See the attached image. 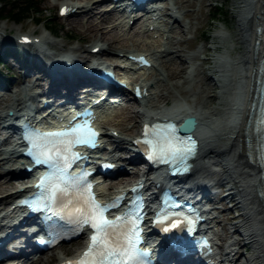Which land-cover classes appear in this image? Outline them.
I'll return each mask as SVG.
<instances>
[{"label":"rangeland","instance_id":"374dc122","mask_svg":"<svg viewBox=\"0 0 264 264\" xmlns=\"http://www.w3.org/2000/svg\"><path fill=\"white\" fill-rule=\"evenodd\" d=\"M33 1L35 2V8H37V10L33 9V11L30 12L31 18L20 23H15L9 18L0 19V26L5 28L4 31H1L2 37L0 38V50L2 47L9 45L4 38L12 37V39H15L17 33L34 34L37 36L44 34L48 37L51 43H43L41 45L43 51L52 53L53 55L69 52V54L77 58V61L83 62L85 66L88 65V52L85 51V48L94 45L95 42L89 40L84 41L79 37V34L83 33L87 27L86 24L89 17L88 10L78 9L76 10L74 16L61 18L58 15V6L61 2H68L73 5L86 4L90 7L93 0ZM14 2L25 6L28 0H2L6 14L12 9V4ZM170 3L172 7L174 6V10L176 12L175 15L177 16L174 23L172 22V17H168L167 15L168 13H172V11L169 10L171 9L169 6ZM158 4L163 6V9L160 11L162 14V21L159 22L160 30L146 31L139 28V26L128 29V26L123 27L124 20L123 18H119L120 16L117 13L111 12L106 13L105 15L109 19V23L106 24V30H112L111 34L113 33L118 36L122 35L125 39L123 46L118 45L115 47L116 50H123L124 54H128L129 51L149 54L153 51L159 50L163 45H165L166 35H168L174 42H179V46H172L173 50H178L177 53H173L162 59L152 58V66L149 69H140L135 73L129 74L132 79L136 81L145 80L152 83L156 81V78H160V80L150 86L154 96L152 97L153 99H149L148 101H145L143 98H139L134 101L132 95L128 92V101L124 102L122 106L114 110V113H118L120 115L118 117H113L105 130L110 133L112 132L113 135H116L117 131H121L125 134L126 138L134 136L139 126L136 127L137 129H132L134 121L133 116H135V114H140L136 111L140 108L153 111L154 106L170 107L172 104L179 103L183 107L194 110L200 115L206 114L210 108H216L214 113L215 115L211 118H215L214 120L220 119L224 113L225 107L227 106L229 92L226 87H219L222 82H226L222 76V70L226 68V73L230 74L234 79L239 75V71L236 68H230L228 65H225L226 67L224 68L218 65L215 66L213 63V59L222 54H225L226 57H230L232 59L238 57L243 48V46L237 42V30L235 26L236 13L232 0H160ZM215 4L219 6V9L215 8ZM106 7V4H103L102 1V3L97 5L96 10H93L94 14L103 12L104 9H107ZM214 11L218 14L216 15ZM36 17L49 20L37 25L34 21ZM98 21L99 17L95 18V22ZM166 21H169V23H166ZM71 23L75 24L74 29H71ZM47 26H54L55 31L47 28ZM115 26H117V28L113 30ZM163 30L165 32H163ZM49 31L55 35L51 36ZM107 44V41L100 42V45L103 46ZM17 48L19 49V47ZM7 49L11 50V48ZM18 49H15L16 54H21ZM21 49L24 51L27 50L26 48ZM28 49L30 50V48ZM112 54L113 53L105 56L102 55V57H115V55ZM12 59V64H18L14 58ZM6 60L10 61V59ZM181 60L183 61V73L177 77L168 76V69L178 70L179 65H174V62L177 63ZM12 64L7 63L5 67L0 66V78L6 77L7 75L14 77V80L8 79V85L5 87L6 89L0 90V112L3 114L11 111L6 107V105L11 102L10 100L12 97H22L23 92L21 94L20 92L23 87H26L25 91L32 95L34 92L40 91L41 84H44L47 80L42 73L36 70L35 65H31L29 67L30 71L28 73L22 74V69H20L18 65L12 66ZM21 64H25V62H21ZM224 64L222 66H224ZM213 69L215 71H213ZM27 98L28 103L33 106H37L40 104L39 99L42 98V96H38L36 99H29V96H27ZM125 107H130V109H132L135 113L129 109L125 110ZM122 118H128L130 120H128L125 125L121 126L119 124L120 119ZM3 139L4 134H2L0 130V149L6 147V144L2 143ZM112 140L114 141L109 146L111 152L113 151V146L115 144L124 149L128 146L127 143L119 142V140L113 138ZM113 153L116 157H119L122 154L120 150L116 152L113 151ZM124 155L128 156V154ZM217 158L221 159L219 157ZM118 163H122L127 167L126 171L123 172L122 175H131V172L135 169L134 165L132 163H127V159L125 158L120 159ZM10 164L11 163L9 161L6 165H1L0 180H10L12 178H14L13 180H18V178H21L20 176L1 177V172L4 169L3 167H9ZM219 169V165L210 166L207 170L208 174L206 176L209 183H214L212 189L216 191L219 189L216 183L221 180ZM128 180L130 181L132 179L129 178ZM214 181H216V183ZM107 183L108 180L104 183V186ZM18 187L19 185H14L7 188L2 194H0V197L1 195H6L16 191ZM221 195L222 194H220V192L214 194L210 193L207 195L213 199V204L216 206L218 211L216 214V221H218V223L216 224L215 229L218 233L223 234L221 237L222 242L226 243L228 238H232L241 243L243 242L242 235H237L236 232H231L234 230V226L231 224L223 225L225 217L228 215L238 214V209L229 210L228 208L231 203L226 200L221 201ZM238 225L240 228L242 222L239 221ZM69 244L70 243H67L56 247L51 251L42 253L40 256L44 259H50V264H54L56 262L54 259L56 256H70L75 254L82 246V243L76 245ZM238 250L241 254L240 259L242 261L249 259V257L254 253L253 249L250 248V245L248 244L240 246ZM35 264L40 263L35 262Z\"/></svg>","mask_w":264,"mask_h":264},{"label":"bare ground","instance_id":"6f19581e","mask_svg":"<svg viewBox=\"0 0 264 264\" xmlns=\"http://www.w3.org/2000/svg\"><path fill=\"white\" fill-rule=\"evenodd\" d=\"M104 4V0H93L90 4V7L86 4L84 5H70L74 11H71L69 16H74L76 10L78 9H86L88 10V21H87V27L85 28V31L83 33L79 34L80 39L82 40H89L92 42H95L94 45L85 48V51L88 52L87 57L89 58V62L91 58L95 57H102V55H109L113 53L112 55H115V57H103L108 60H117L121 58H127V54H124V51L121 49H117L118 45H124L125 39L122 37V35L118 36L115 34H111V31L106 30V24L109 23V19L105 16L106 13H111L113 11H106L104 9L103 12H100L98 14H94V9L96 10L97 5L100 3ZM263 0H232L234 6H235V13H236V30H237V42L240 43L243 48L239 54L238 57L230 58L226 57V55L222 54L219 57H215L213 59V63L215 66H221L226 67L225 65H228L230 68H236L239 71V75L234 79L230 74L226 73V68L222 70V76L226 82H222L219 87H226L228 92V101L227 106L225 107L224 113L220 117V119H212L211 117L215 115L216 108H210L206 114L200 115L196 113L194 110L187 109L183 107L179 103L172 104L170 107H159L154 106V110H149L148 113H140L139 115L133 116V125L132 129L138 127L139 122L143 120V118L148 116H155L158 114H165L175 116L176 113H180L182 115H193L196 119V125H195V133L198 137V149L195 153V158L191 161V167L189 170V175L187 176L188 184L192 187H195L196 189L200 188L198 191H206V189H210V184L208 180L206 179V176L208 174V168L210 166L219 165V175L221 177V180L216 183L219 184L220 187H224L227 185H230L229 187H226L225 192L222 195L221 201H229L230 207L229 210H237L241 208V213H238L236 215H228L224 219V224H231L234 226V230L231 232H239L240 235H242V239L246 241V243L252 244L253 247V254L249 257V259H246L245 261H242L240 259L241 254L239 252L240 246L247 245L244 242H239L236 239L228 238L226 241V244L224 246L225 254L228 256V263L231 264H264V205L259 199V197L254 193L255 187L259 183L258 180V171L256 167L247 159V157L243 154V148L241 147L240 142V133L243 132L242 124L239 125L240 119L238 120V116L235 113H230L231 111L228 110V108H231V106L235 105H242V103L245 105L246 102V96L247 91L250 83V75L252 73L253 63H252V49L254 45V41L256 39L255 37V18L256 14L259 10L260 2ZM89 7V8H88ZM174 8V6H173ZM74 13V14H73ZM99 17V21L95 22V18ZM175 16L172 17V20ZM128 19L124 20L123 27L129 26L128 29H132V27H138L140 23V18L135 19L132 23L127 22ZM176 19H174L172 22L174 23ZM71 29L75 28V24H70ZM117 26L113 28L116 29ZM46 29V25H45ZM5 28L0 26V38L2 37L1 31H4ZM163 32H165L163 30ZM19 35V34H18ZM17 35V37H19ZM26 35V34H24ZM33 34H27L26 36H30ZM217 36V35H216ZM16 37V38H17ZM5 41L11 42L16 41V39L4 38ZM40 41H42L44 44H50L48 37L44 34L40 35ZM165 45H163L159 50L153 51L149 54H143L144 56L148 58H154V59H162L164 57H168L169 55L173 53H177L178 50H173L172 46L177 45L179 46V42H174L168 35L165 37ZM107 41L108 44L103 46L100 45V42ZM98 42V43H96ZM42 43V44H43ZM181 44V43H180ZM22 46L29 47L32 52L35 54L36 57H32V59H35L38 61L39 65L44 66L45 68V78L47 80L45 81V85L50 84L49 81L52 78L54 84H51L52 86H57L56 93L60 92L64 97H70L72 95L73 89L77 86L81 85L82 83H89L90 77L87 78L89 75L86 74L84 70L83 62L77 61L76 57H65V60H68L69 64L64 63L62 60V57H44L47 56V53L41 54L40 48L37 45L31 44V43H21ZM96 48L97 53H92V49ZM215 48V47H214ZM84 51V52H85ZM129 54H133V51H129ZM40 55H43V57H39ZM74 62V63H73ZM225 62V64H224ZM174 65H179L178 70L168 69V76L170 77H177L181 73H183V61L174 62ZM224 64V66H222ZM33 65V63L30 64V66ZM138 66L136 63H133L132 66ZM89 66H93V64H90ZM182 66V67H181ZM214 66V67H215ZM29 67V66H26ZM81 67V68H80ZM88 67V66H86ZM138 69H145L142 67H137ZM118 71H121L122 69L117 68ZM65 70L68 74L65 73ZM213 71H215L213 69ZM87 75V77H86ZM131 80V79H130ZM129 80V81H130ZM160 78H156L155 82H147L145 80H140L139 83L136 82V80H132V82L136 85H138L139 91L141 90L143 93L141 96L145 101H148L149 99H153L154 93L151 91V85L155 84L157 81H159ZM219 80V79H218ZM227 83V84H225ZM75 84V87L72 86ZM91 84V83H90ZM93 84V82H92ZM59 86V87H58ZM48 87V86H47ZM26 88H22V97H12L11 102H9L6 107L13 111V113H17L19 111L18 107L20 108L23 103L25 102V97L30 96L29 93L25 91ZM50 91L55 92L54 89H51ZM31 98V96H30ZM122 99V97L120 98ZM23 107V106H22ZM125 110L129 109L130 111L134 112L130 107H125ZM153 109V108H152ZM135 113V112H134ZM8 114H3L0 112V124L2 122V119L7 117ZM238 121L234 124L228 123L229 121L236 118ZM130 119L122 118L120 119L121 126L125 125V123ZM137 129V128H136ZM107 138L109 140L116 139L119 140V142L130 144L131 139L128 137L126 138L125 134L121 131H117L116 135H113L111 133H107ZM111 137V138H110ZM3 144H6L3 142ZM113 151H119L122 153L119 157H115L114 153H109L110 161L116 162L120 159L126 157L124 154H129V150L127 148H121L120 146H117L116 144L113 146ZM131 152V151H130ZM15 153L14 150L11 149L8 153L3 152L0 150V168L1 165H6L7 162H9V159L13 157V154ZM217 157L221 158L218 159ZM131 159L127 160V163H131ZM6 162V163H5ZM135 171L131 172V175H120L115 177L114 179L108 180V183L104 188H99L100 193L102 195L106 194V191L112 192L113 188L117 185L124 187L126 184H128L130 181L128 180L131 178L134 179L135 175H137V165H134ZM4 168V167H3ZM4 170V169H3ZM18 170H21V167H15V163L11 164L6 169V175H10ZM126 170V169H125ZM124 171V170H123ZM2 173V172H1ZM143 173V176H146L148 174ZM20 175L14 176L19 177ZM142 176V177H143ZM160 176V175H159ZM2 177V175H1ZM14 178L10 180H0V194L4 192L9 187H12L14 185H18L22 181H16L13 180ZM128 180V181H125ZM145 180V179H144ZM159 180V179H158ZM125 181V182H124ZM147 183L149 185H152V181H149ZM155 183V182H154ZM212 185L214 183H211ZM211 185V186H212ZM177 187H179V184H177ZM21 189H17L14 192L8 193L6 195H1L0 197V214L3 212V207L9 203L11 199H13ZM227 190V191H226ZM198 191H195L199 193ZM205 194H208L206 193ZM212 192V191H211ZM196 193V194H197ZM214 194V193H213ZM238 199V201L236 200ZM215 222L216 221V216ZM240 218V220L238 219ZM238 219V220H236ZM49 220V219H48ZM236 220V221H235ZM6 219H0V239H3V237L7 231H11L12 233L17 234L18 229L17 227H13L12 224L5 223ZM242 222V225H240V228L238 226V222ZM233 222V223H232ZM220 223V222H219ZM29 224V223H27ZM222 227V226H221ZM239 228V229H238ZM219 236H223V234L218 233ZM15 238V237H14ZM17 239H21L23 237L17 236ZM83 238L80 237L74 241H71L70 244H80L82 243ZM14 241V240H13ZM69 244V245H70ZM7 244H4L3 247L0 248V256L5 253ZM56 262L63 260V257L56 256L54 258ZM172 260L173 257L171 255L166 254L164 251H162L158 255V261L159 263H166L165 260ZM35 262H38L40 264H50L51 260L43 257H38L37 261H33L29 264H35ZM186 264H193L192 261L186 260ZM223 263H227L226 261H223Z\"/></svg>","mask_w":264,"mask_h":264},{"label":"snow or ice","instance_id":"6c2138e0","mask_svg":"<svg viewBox=\"0 0 264 264\" xmlns=\"http://www.w3.org/2000/svg\"><path fill=\"white\" fill-rule=\"evenodd\" d=\"M64 11L68 9L65 7ZM135 59L143 64L149 63L142 56ZM23 135L35 163L47 166V171L37 183L38 192L23 203L31 204L33 210L56 216L65 217L67 214L70 231L80 233L87 228L90 233L82 255L65 264H149V250L140 247L141 218L138 209H126L110 219L107 213L115 202H99L92 191L88 172L81 169L76 175L70 173L74 162L81 159L76 147L93 146L98 139L92 112L78 113V118L73 117L69 126L47 132L26 126ZM141 142L146 145L144 151L149 160H163L181 168L186 167L184 162L197 150L195 138L180 135L176 126L167 121L163 124L146 123L143 135L136 141ZM261 160L264 161V156ZM169 223L175 227L180 221L173 219ZM173 243L180 246L183 240L177 238Z\"/></svg>","mask_w":264,"mask_h":264},{"label":"trees","instance_id":"16d2710c","mask_svg":"<svg viewBox=\"0 0 264 264\" xmlns=\"http://www.w3.org/2000/svg\"><path fill=\"white\" fill-rule=\"evenodd\" d=\"M35 7H36L35 2L33 0H28L27 4H25V6H22L21 4L14 2L12 4V9L6 14L5 7L2 4V0H0V19L9 18L10 20L14 21L15 23H20L22 21H25V20L31 18L30 12L33 11V9L37 10V8H35ZM215 8L219 9V6L217 4H215ZM214 13L216 15L218 14L216 11H214ZM47 20H49V19H41L39 17H36L34 19V21L37 25H40L41 23H43ZM47 28L54 30V26H47ZM0 82H1V80H0Z\"/></svg>","mask_w":264,"mask_h":264},{"label":"water","instance_id":"95a60500","mask_svg":"<svg viewBox=\"0 0 264 264\" xmlns=\"http://www.w3.org/2000/svg\"><path fill=\"white\" fill-rule=\"evenodd\" d=\"M196 125L195 118L192 115L183 117L177 124V128L180 132H191Z\"/></svg>","mask_w":264,"mask_h":264}]
</instances>
